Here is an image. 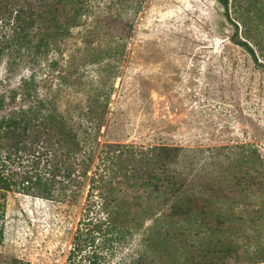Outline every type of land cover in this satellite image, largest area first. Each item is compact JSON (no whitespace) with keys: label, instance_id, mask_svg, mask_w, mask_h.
Here are the masks:
<instances>
[{"label":"rangeland","instance_id":"1","mask_svg":"<svg viewBox=\"0 0 264 264\" xmlns=\"http://www.w3.org/2000/svg\"><path fill=\"white\" fill-rule=\"evenodd\" d=\"M81 1L77 25L60 36L51 30L39 50L38 31L26 47L11 22H0V96L15 92L16 107L46 103L94 165L104 144L180 147L187 156L171 169L186 185L189 217L130 189L128 233L106 264L140 256L147 264H264V23L263 51L250 41L257 64L230 43L234 29L218 0ZM96 100L107 102L100 126L90 119ZM249 146L259 159L248 158ZM87 192L8 194L0 264H68Z\"/></svg>","mask_w":264,"mask_h":264},{"label":"trees","instance_id":"2","mask_svg":"<svg viewBox=\"0 0 264 264\" xmlns=\"http://www.w3.org/2000/svg\"><path fill=\"white\" fill-rule=\"evenodd\" d=\"M81 2L0 0V22H11L14 37L26 47L32 43L31 31H38L41 37L35 47L39 50L48 45L46 40L52 36L47 33L51 30L60 36L66 28L77 25L83 17ZM218 3L234 29L230 43L243 49L258 64L250 41L263 51L260 24L264 22L258 16L264 13L263 1L218 0ZM16 95L13 92L9 98L0 96V243L4 238L6 199L12 192L51 199L88 188L85 213L77 223L68 264H106L107 258L114 256L115 246L123 243L128 233L123 218L130 207H123L130 201L124 196L130 189L159 195L164 199L159 207H166L172 217H189L183 196L186 185L178 180L179 172L171 169L182 156V148L154 145L143 149L104 144L97 156L99 162L94 165L93 154L84 152L78 135L52 108L43 101L16 107ZM106 104L96 100L90 110V116L96 118L90 119L97 120L99 126L102 106L106 108ZM246 150L249 159L260 158L252 146ZM183 157L187 156L183 155L182 160ZM260 184L263 189V183ZM118 264L147 262L140 256Z\"/></svg>","mask_w":264,"mask_h":264}]
</instances>
